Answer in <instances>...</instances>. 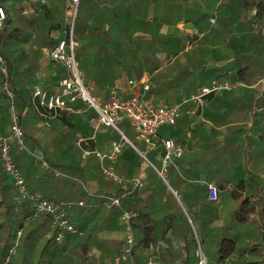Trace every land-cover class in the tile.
<instances>
[{
    "label": "crops",
    "instance_id": "obj_1",
    "mask_svg": "<svg viewBox=\"0 0 264 264\" xmlns=\"http://www.w3.org/2000/svg\"><path fill=\"white\" fill-rule=\"evenodd\" d=\"M41 1V3L46 2ZM90 17L94 20L95 13H88V21ZM91 26L88 32L92 30ZM112 46L110 48L113 49ZM131 47L139 49L136 44ZM161 51L167 52L158 47V50L154 51L157 53V58ZM192 58L189 65L184 63V70L182 66L170 69L172 63L169 61L168 65L153 71L144 63L134 75L130 68L128 71L131 74L124 76L113 75L111 72L105 74L101 71L98 77H95L85 72L92 93L101 100L108 98L111 91L116 89L123 97L129 96L133 90L135 94L144 97L150 103L171 104L179 102L183 97L189 96L199 87L214 80H228L232 84L230 89H223L210 95L202 111L197 114L187 113L186 110L193 107L192 103H187L183 106V112L175 124L171 125L172 128H159V138H171L183 147V154L175 160L176 165L167 166L170 172L169 180L160 179L157 167L146 157L152 151L158 150L153 158L156 165L161 168L160 147L154 150L147 148L138 150L137 147L134 148L126 143L116 160L104 161L105 165H112L126 180L133 177L142 179L143 186L128 192L123 200L127 205L147 210L156 220L157 243L153 253L156 264H176L170 261V253L178 245L176 237L172 235L161 237L162 217L172 210L169 207L172 200L169 198L168 190L176 197L184 211L180 197L185 198L188 203H192L196 198L203 201L207 197L208 183H214L217 187L216 205L221 202L225 192L233 198L231 189L240 180L250 182L245 188V193L255 189L264 191V80L260 78L258 84L248 82L243 67L236 70L231 67L226 75L213 73L209 77L205 75L206 78L196 79L194 74L188 73V69L185 73V68L192 65L195 60L193 56ZM48 61L50 63L46 70L40 75L36 72L39 78L36 84L43 85L49 91H56L58 79L65 76L68 71L63 64L65 69L62 70L59 68L61 63L55 62V65L51 60ZM130 80L136 82L133 87L129 83ZM144 80H148L150 84L147 90L142 87ZM70 105L71 109L65 110L66 119H63L61 114L50 118V125L44 126L32 102V108L27 109L24 114L23 128L30 131L31 137L37 141L38 146L34 149L42 151L50 161L81 165L84 179L91 190L104 189L116 192L121 188L130 189L129 182L119 185L103 176L101 164L95 156L82 157V148L109 151L112 141L121 139L120 131L133 142L119 126L127 119L124 118L118 123L120 131L101 125L94 133L89 120L96 114L95 111L88 108L81 100H76ZM38 126L41 127V131L36 129ZM79 136L84 138L81 146L76 143ZM133 143L145 145L143 142ZM90 145H93L94 149H91ZM138 151L145 152L146 159ZM72 178L78 180L77 175H72ZM32 179L36 183H42L40 174L32 176ZM44 189L58 190L65 194L63 198L84 202V205L72 206L69 212V219L78 228L80 235L69 233L62 243L53 242L50 223L48 225L38 219L32 225L30 239L19 244L20 247L12 257V263L63 264L61 261L63 253L73 248L71 255L78 262L73 264H107L106 262L120 250L125 235L124 224L118 210L107 208L101 197L93 194L92 191L80 196L77 190L79 188H70L68 184L63 187L45 184ZM194 206L198 208L196 211L200 210L199 204L195 203ZM50 238L52 240L48 242ZM176 262L180 264L179 258Z\"/></svg>",
    "mask_w": 264,
    "mask_h": 264
},
{
    "label": "trees",
    "instance_id": "obj_2",
    "mask_svg": "<svg viewBox=\"0 0 264 264\" xmlns=\"http://www.w3.org/2000/svg\"><path fill=\"white\" fill-rule=\"evenodd\" d=\"M7 1L0 0V5L4 6L6 10V17L0 34V56L2 57L0 61V92H3L8 97L6 93V87H8L14 93L13 103L20 114V125L23 130L25 144L28 149H34L38 146V143L31 137L30 131L23 128V121L24 114L28 111L27 109L32 108L31 89L39 80L36 75L37 62L41 56L43 47H52L61 39L68 41L71 24L70 22L65 23V14L62 9L59 10L57 7H52L47 2L34 3L33 5L36 8L34 12H25L21 9L14 14H10L8 8L5 6ZM122 1L78 0L77 13L72 25L73 39L77 41V46L80 45V41L83 39L82 34H85L89 28L87 15L94 10L97 19L92 24V29H96L97 27L102 28L104 23L109 22L110 28L113 27L111 37L114 38V42L120 46L121 50H124L127 44V37L124 34V30H122V27L125 25L122 18L127 17V14L122 13L120 7ZM80 8L81 13L84 14H79ZM263 15L264 5L260 2L255 8V16L261 17ZM106 37L107 34L104 32L101 38L105 40ZM106 52H109V55L114 54L116 53V49L107 50ZM144 55H146V61L149 60L145 64H149L151 71L169 64V61L166 60L167 57H163V54L158 53V58L155 52H147ZM18 56L23 63L21 68L20 65L18 66L19 63L16 60ZM107 60H110V58L108 57ZM51 62L56 65L54 61ZM108 68L107 72H102L110 74L112 66L108 65ZM18 73L22 77V81L20 80V82L18 81ZM10 103L11 101L8 97L7 104L0 108V134L5 133L6 126L7 124L9 125L7 110ZM62 118L66 119L65 110L62 112ZM83 145L86 146L85 143ZM135 145L138 150L147 148L143 144ZM90 147L94 149L93 145H90ZM157 152L159 151L154 150L152 153L147 154L146 157L157 167V170H160V166L156 165L153 158ZM13 157L29 189L38 191L49 199L59 200L65 194L60 193L58 190L46 191L44 189L45 184L59 187L68 184L70 188L77 187L79 188L77 190L80 196L84 195V193L87 194L88 191H92L93 194L97 195H116L127 191L125 188H121L116 192L105 191L104 189L91 190L84 179L83 167L81 165L59 164L50 161L45 156L47 166H44L41 161L37 160L27 150H18L16 147L13 148ZM138 157L141 158L139 155ZM55 171H58L60 174H56ZM167 171H169V167L166 168L165 172V179L169 180ZM36 174H40V179H42V183L44 184L36 183L32 179V176ZM72 175H77L78 180L73 179ZM247 185H250V182L246 183L245 180H240L231 189L233 199L239 204V210L235 216L237 225L229 231L226 229L222 231L220 229L221 232L218 236L215 250L217 253L216 259L210 260L206 257L201 247L202 241L199 239L201 252L206 258L205 264H264V191L255 189L245 193ZM13 193L14 187L0 161V260L5 258L7 254L5 248L15 242L18 233L19 241L29 240L33 231L32 225L35 221L39 219L44 223H48V225L50 222L47 215L26 220L25 217L31 212V209L26 201H23L19 208L15 209V202L12 199ZM167 193L172 200L169 206L172 210L162 217L161 237L165 238L167 235H172L176 237L178 242L176 249L170 253V261L177 264L176 261L179 258L180 264H199L200 257L197 254V242L184 210L172 192L168 190ZM126 194L128 192L122 197L123 205L136 211V215L132 219V227L135 232L133 264H146V258L149 255V243H153L154 252L156 250L157 222L147 210L127 205L123 200ZM100 199L102 200V198ZM180 201L193 223L196 220L202 226L204 223L212 222L215 214L208 218L203 212L207 209L210 210L207 215L216 213L217 207L215 206V201H209L208 197L203 201L196 198L192 203H188L185 198L180 197ZM195 203L199 204V211L193 210ZM117 210L120 215V210ZM51 240V238L48 239V242ZM126 264L131 263L126 262Z\"/></svg>",
    "mask_w": 264,
    "mask_h": 264
},
{
    "label": "rangeland",
    "instance_id": "obj_3",
    "mask_svg": "<svg viewBox=\"0 0 264 264\" xmlns=\"http://www.w3.org/2000/svg\"><path fill=\"white\" fill-rule=\"evenodd\" d=\"M44 1L52 7L62 9L66 16L65 23L70 22L71 24L69 12L74 8L73 0ZM41 2V0H8L5 6L10 14L21 9L25 12H34L36 8L33 4ZM260 2L264 5V0H123L120 7L122 13L127 14V17H121L125 23L122 30L127 37L125 49L121 50L111 37L113 27L110 28L109 22L106 21L107 23H104L102 28H91L89 32L87 29V32L82 34L83 39L80 45L75 48V57L79 62V68L84 73V82L88 84L89 81L85 72L98 77L101 71L109 70L108 65L112 66L110 70L113 75H129L131 74L128 71L129 68L132 69L134 75L137 69L139 70L144 63L149 62V60L146 61L144 53H154L158 47H161L167 52L161 51L160 54L167 57V61L171 60L170 69L182 66L184 70V63L189 65L193 56L195 60L192 65L185 68V73L188 69V73L194 74L196 79L206 78L205 75L209 77L213 73L226 75L231 67H234V70L243 67L247 81L258 84L260 78L264 80V15L255 16V8ZM91 13L94 14V10ZM96 19V16L94 20L90 17L88 27L94 24ZM104 32L107 34L105 40L101 38ZM135 44L138 50L130 48ZM115 49L114 54L109 55V52H106ZM108 57L110 60H107ZM16 60L21 68L23 66L21 58L18 56ZM49 63L42 49L37 62V74L40 75L46 70ZM147 65L150 68L149 64ZM59 68L65 69L62 64H59ZM20 80L22 81V77L18 73V81ZM7 102L8 97L0 92V108L4 107ZM119 126L133 142H136L135 131L130 120L122 121ZM161 128H172V126L164 125ZM8 129L7 124L5 131L7 132ZM36 129L42 130L40 126ZM167 174L170 177L169 171ZM238 205L228 193H223L221 202L215 205L216 213L207 215L210 211L207 209L203 212L208 218L215 215L212 222L204 223L202 226L199 221L195 220L193 223L184 211L197 242V251L202 247L208 259L217 258L215 250L220 229L229 231L236 227L235 216L239 210ZM197 209L193 206V210ZM50 234L54 239L53 242L58 243L54 229L51 228ZM18 236L19 233L15 242L5 248L6 252L12 246H15L16 252L21 243ZM199 239L202 241L201 247ZM72 249L63 253L61 257L63 264L78 263L77 259H73L71 255ZM202 259V264H205L206 258L202 257Z\"/></svg>",
    "mask_w": 264,
    "mask_h": 264
},
{
    "label": "built area",
    "instance_id": "obj_4",
    "mask_svg": "<svg viewBox=\"0 0 264 264\" xmlns=\"http://www.w3.org/2000/svg\"><path fill=\"white\" fill-rule=\"evenodd\" d=\"M73 1L75 2L74 8L69 12L71 26L68 41L61 39L54 46L43 49L46 58L63 64L68 73L58 79V89L56 91H49L41 84H35L31 89L32 102L42 118V125L49 126L50 118L58 117L64 110L71 109L70 104L76 100H81L88 108L95 111L96 114L89 120L94 133L98 131L101 125L110 126L119 130L118 123L126 118L130 120L134 128L137 142H143L148 150H154L160 147L162 167L157 172L165 179L167 166L169 164L176 165L175 160L183 154V147L171 138H159V128L164 125L175 124L183 112V106L187 103L193 104V107L186 110L187 113L197 114L202 111L210 95L216 94L223 89H230L232 84L228 80H214L209 84L199 87L196 92L189 96L183 97L179 102L171 104L150 103L144 97L135 94L133 90L129 96L123 97L117 93L116 89H113L108 98L104 100L99 99L92 93L91 87L84 82L83 72L79 68V62L75 57L77 41L73 39L72 25L77 13L78 0ZM0 12L3 13L2 18H0L1 34L6 17V10L2 5H0ZM1 60L2 57L0 56ZM129 83L132 87L136 84L133 80H130ZM142 87L144 90L149 89L150 84L148 80L142 82ZM6 93L11 101L7 110L9 129L7 132L0 134V161L14 187L12 199L15 202V209H18L20 204L26 201L31 209V212L25 217L26 220L47 215L49 217L50 227L55 231V239L60 242L64 239L66 233H80L78 228L71 223L69 212L72 206L76 204L84 205V202L69 198H61L59 200L49 199L40 192L29 189L20 168L14 160L13 148L27 150L37 160L41 161L44 166H47V162L42 151L27 148L20 125V114L13 103L14 93L8 87H6ZM120 134L121 139L119 141H112L111 149L107 152L82 148V157L94 155L98 159L101 164V173L103 176L119 185H124L127 182L130 183V189H127V191L121 194L99 195L107 208H117L120 210V219L125 229L123 245L120 252L110 258L107 264H124L126 262L133 264L135 232L132 227V219L136 215V212L123 205L122 197L126 192H131L143 186V181L140 177H133L126 180L116 172L112 165L104 164L106 159L111 161L116 160L124 144L127 143L136 148L135 144L121 131ZM83 141L84 138L81 136L76 139V143L79 146H81ZM141 153L143 155L145 154V152ZM55 173L60 174L58 171H55ZM207 197L210 201H216L218 199V190L214 183L207 184ZM148 251L149 255L146 259V264H156L153 259V243H149ZM14 253L15 246H12L8 249L5 258L0 260V264H12L11 257ZM197 254L200 257L199 264H202V257L204 258L203 253L199 250Z\"/></svg>",
    "mask_w": 264,
    "mask_h": 264
},
{
    "label": "water",
    "instance_id": "obj_5",
    "mask_svg": "<svg viewBox=\"0 0 264 264\" xmlns=\"http://www.w3.org/2000/svg\"><path fill=\"white\" fill-rule=\"evenodd\" d=\"M139 153H140V155H142L145 159H146V157L140 152V151H138ZM201 251V250H200Z\"/></svg>",
    "mask_w": 264,
    "mask_h": 264
},
{
    "label": "clouds",
    "instance_id": "obj_6",
    "mask_svg": "<svg viewBox=\"0 0 264 264\" xmlns=\"http://www.w3.org/2000/svg\"><path fill=\"white\" fill-rule=\"evenodd\" d=\"M2 16H3V13H2V12H0V18H2Z\"/></svg>",
    "mask_w": 264,
    "mask_h": 264
}]
</instances>
